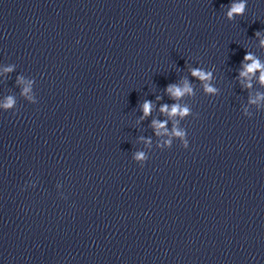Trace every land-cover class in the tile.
Listing matches in <instances>:
<instances>
[{
	"label": "clouds",
	"instance_id": "obj_1",
	"mask_svg": "<svg viewBox=\"0 0 264 264\" xmlns=\"http://www.w3.org/2000/svg\"><path fill=\"white\" fill-rule=\"evenodd\" d=\"M247 9V0H232V2L227 5V10L225 12L226 19L228 21H234L237 17L243 16ZM254 38L258 41V47L264 49V32L256 31L254 33ZM15 65H10L5 68L6 72L13 71ZM215 69L206 70L202 67H188V76H182L175 83L168 84L163 90L164 95L173 101V103H161L159 104L158 110L160 114L166 119L152 118L151 123L148 125L156 137H166L163 139L162 143H158L156 147L160 150L170 149L173 145L174 140H178L180 145L188 149L189 140L187 138V130L181 126V122L187 119L189 116H196L194 114L191 106L187 103H181L185 97H195L196 90L193 81H198L202 87L203 94L210 97L219 96L220 89L212 83L215 80L214 76ZM259 73V75H257ZM189 76L191 79H189ZM21 77H17V81H21ZM255 79L257 83L264 88V61L255 55L253 52L247 51L243 60L241 61L240 68L238 69V75L235 80L240 85L243 91L250 90L253 87L252 80ZM35 84V79L28 81L26 87L22 89L21 95L26 98L30 103H36V96L33 91L32 85ZM162 96H156L155 101H161ZM248 103L256 105L258 111L264 110V92H257L255 97L250 93L248 95ZM16 101L13 96L6 97V103L3 108L8 111L15 107ZM157 105L152 100L144 99L142 103L139 104V110L142 113L136 120L139 125L143 121L152 117L154 109ZM245 117L251 118L253 113L247 108H244L243 113ZM176 120L177 123L173 124L171 131L167 125L169 121ZM139 141H143L146 145L152 144V137L140 136ZM149 159L148 153L143 150H136L132 153V160L140 165L144 166L146 161Z\"/></svg>",
	"mask_w": 264,
	"mask_h": 264
}]
</instances>
